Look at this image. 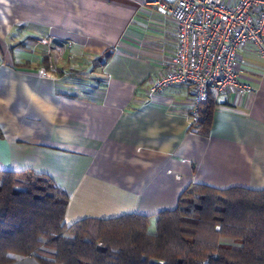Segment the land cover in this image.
<instances>
[{
  "label": "crops",
  "instance_id": "crops-1",
  "mask_svg": "<svg viewBox=\"0 0 264 264\" xmlns=\"http://www.w3.org/2000/svg\"><path fill=\"white\" fill-rule=\"evenodd\" d=\"M176 28L139 0H0V171L52 177L69 195L67 224L152 221L193 184L264 189V59L239 50L254 92L217 103L202 134L189 85L149 94L175 55ZM48 34L70 46L45 76Z\"/></svg>",
  "mask_w": 264,
  "mask_h": 264
},
{
  "label": "trees",
  "instance_id": "trees-1",
  "mask_svg": "<svg viewBox=\"0 0 264 264\" xmlns=\"http://www.w3.org/2000/svg\"><path fill=\"white\" fill-rule=\"evenodd\" d=\"M216 101L193 124L207 134ZM68 193L52 177L0 171V264L35 255L40 264H264V189L193 184L177 207L65 222Z\"/></svg>",
  "mask_w": 264,
  "mask_h": 264
},
{
  "label": "built area",
  "instance_id": "built-area-1",
  "mask_svg": "<svg viewBox=\"0 0 264 264\" xmlns=\"http://www.w3.org/2000/svg\"><path fill=\"white\" fill-rule=\"evenodd\" d=\"M143 7L166 13L176 25V49L168 72L155 77L149 94L169 87L189 85L193 95V123L199 105L209 96L216 103L231 101L233 93L248 96L254 86L243 80L239 50L252 45L264 59V0H139ZM45 46L48 68L56 74L70 43L48 34Z\"/></svg>",
  "mask_w": 264,
  "mask_h": 264
},
{
  "label": "rangeland",
  "instance_id": "rangeland-1",
  "mask_svg": "<svg viewBox=\"0 0 264 264\" xmlns=\"http://www.w3.org/2000/svg\"><path fill=\"white\" fill-rule=\"evenodd\" d=\"M149 231L152 232V233H154L156 231V221H155V219L150 222Z\"/></svg>",
  "mask_w": 264,
  "mask_h": 264
}]
</instances>
